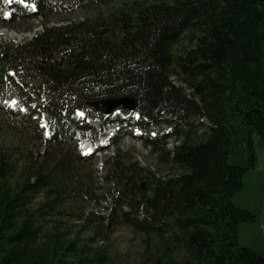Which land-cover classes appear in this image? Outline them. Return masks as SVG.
Listing matches in <instances>:
<instances>
[{"label":"trees","instance_id":"obj_1","mask_svg":"<svg viewBox=\"0 0 264 264\" xmlns=\"http://www.w3.org/2000/svg\"><path fill=\"white\" fill-rule=\"evenodd\" d=\"M71 1L117 5L0 49L3 76L11 71L17 78L12 97L18 105L28 107L41 96L50 146L59 145L63 113L82 110L96 118L86 104L109 98L133 97L141 117L167 114L186 128L175 133L173 152L163 153L184 173L157 179L150 197L141 192L138 165L112 160L120 186L113 181L102 197L110 207L108 229L117 219L140 235L134 264H264V256L239 244V225L255 217L232 202L247 167L229 164L244 148L253 166L251 136L264 138V0ZM184 35L193 46L174 53ZM173 74L192 96L170 81ZM191 118H204L208 132L196 137ZM145 144L157 151L158 141ZM40 156L48 160L49 150ZM47 160L27 173L21 169L24 181L12 182L16 164L0 152V264H119L89 247L90 238L81 242L78 233L61 231L60 222L43 234L37 218L60 205L56 181L66 168L56 160L45 171ZM34 193L47 200L40 210L30 208Z\"/></svg>","mask_w":264,"mask_h":264},{"label":"rangeland","instance_id":"obj_2","mask_svg":"<svg viewBox=\"0 0 264 264\" xmlns=\"http://www.w3.org/2000/svg\"><path fill=\"white\" fill-rule=\"evenodd\" d=\"M117 1V3L129 4L134 1L149 0ZM38 2L41 5L40 12L34 16L17 14L13 15L12 19L5 20L0 12V49L22 46L39 35L46 27L95 18L100 12L109 11L117 5L112 2L107 6H101L97 4V1H93L86 6H78L71 0H39ZM1 4L6 6L7 1L3 0ZM14 10L18 8H11L10 12ZM192 46L189 38L184 35L179 44L174 47V53L181 48ZM1 76L0 65V78ZM12 80L15 82L14 79ZM12 80L8 79L7 84H2L3 87H0V152L7 156L9 163L16 164L10 179L12 182H23L27 175L22 176L21 169L26 172L28 167H35L41 164V160H47L40 156L46 150H49L50 157L43 165L46 166L45 171L49 172L51 163H56V160L63 161L66 166L59 171L56 181L60 205L51 216L37 218V224L41 227L43 234L51 233L55 222H60L61 231L70 229L72 233H78L81 242L90 238L89 247H98L106 251L110 263L134 264L141 252L140 235L132 232L117 219L113 227L108 229L107 218L110 216V207L102 197L115 181V177L111 175V163L117 157L119 165H138L144 177L139 183L140 186L143 185L141 192L147 197L152 195L157 179L174 180L181 176L184 173L183 170L167 160L163 154L164 152L172 153L179 144V140L171 136L176 128V126L173 128L175 119L162 116L157 118L156 122L148 123L147 136L145 132L142 133L137 129L136 123L139 122L137 116L122 110L105 118L87 119L86 129L80 131L79 137L72 135V132H75V125L64 121L59 145L50 146L51 144L44 142L48 134L41 117L35 115L31 119L27 109L18 111L13 106L14 100L11 97L14 95V87L7 88L13 83ZM170 81L182 88L188 96L193 95V90L189 89L175 74L170 77ZM7 108H12L14 112L7 111ZM35 121L37 128L42 127V132H36ZM187 122L193 124V133H196V137L204 135L211 127L204 118H191ZM184 124L185 122L177 125L178 129L185 131ZM78 126L83 127V123L79 122L76 127ZM114 133H117L115 138L111 137ZM139 136H141L140 139L136 138ZM146 138L147 140L162 139L156 146L157 151L144 143L143 140ZM80 140L84 141L83 143L93 142L96 147L99 146L100 150L90 155L87 161H82L79 158L89 150H87L88 147L83 149L84 153L79 150ZM251 143L255 160L253 166L249 165V158L245 156L249 153V149L240 148L229 156V164L247 167L242 180V189L233 196L232 202L255 217L252 223L239 225V244L264 256V138L251 136ZM115 179L118 180L117 186H120L118 177ZM32 180L33 178L31 183ZM46 201L41 193H34L30 208L40 210L39 206ZM123 209L129 212L127 207Z\"/></svg>","mask_w":264,"mask_h":264},{"label":"water","instance_id":"obj_3","mask_svg":"<svg viewBox=\"0 0 264 264\" xmlns=\"http://www.w3.org/2000/svg\"><path fill=\"white\" fill-rule=\"evenodd\" d=\"M88 106L99 112L101 115H110L121 108L132 112L137 108V101L133 97L109 98L101 101L90 102ZM116 184H118L116 180ZM143 189V185L141 186Z\"/></svg>","mask_w":264,"mask_h":264},{"label":"snow or ice","instance_id":"obj_4","mask_svg":"<svg viewBox=\"0 0 264 264\" xmlns=\"http://www.w3.org/2000/svg\"><path fill=\"white\" fill-rule=\"evenodd\" d=\"M9 2H10V0H9ZM21 2H23V0H21Z\"/></svg>","mask_w":264,"mask_h":264},{"label":"bare ground","instance_id":"obj_5","mask_svg":"<svg viewBox=\"0 0 264 264\" xmlns=\"http://www.w3.org/2000/svg\"><path fill=\"white\" fill-rule=\"evenodd\" d=\"M87 150H89V149L87 148Z\"/></svg>","mask_w":264,"mask_h":264}]
</instances>
